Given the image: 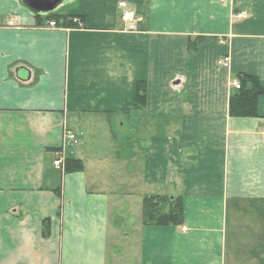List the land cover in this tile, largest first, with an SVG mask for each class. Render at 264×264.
Wrapping results in <instances>:
<instances>
[{
    "label": "crops",
    "instance_id": "0c3cea01",
    "mask_svg": "<svg viewBox=\"0 0 264 264\" xmlns=\"http://www.w3.org/2000/svg\"><path fill=\"white\" fill-rule=\"evenodd\" d=\"M119 1L0 0V264H264V0Z\"/></svg>",
    "mask_w": 264,
    "mask_h": 264
},
{
    "label": "trees",
    "instance_id": "16d2710c",
    "mask_svg": "<svg viewBox=\"0 0 264 264\" xmlns=\"http://www.w3.org/2000/svg\"><path fill=\"white\" fill-rule=\"evenodd\" d=\"M38 14L47 13V17L55 19L58 24L74 25L82 27L85 25V16L57 13L54 11L37 12ZM141 82V81H140ZM240 91L236 93L231 99V112L236 114H253L256 110V102L260 93L263 91L259 79L253 75H241ZM249 82V84H248ZM140 84V83H139ZM140 89V88H138ZM77 159L68 158L67 170L76 169L78 163ZM166 197H159L156 195L146 196L144 198V216L146 220L155 221L158 223H180L183 220L182 203L178 200L177 203L170 206L169 211L162 212V200Z\"/></svg>",
    "mask_w": 264,
    "mask_h": 264
},
{
    "label": "built area",
    "instance_id": "2783aa9c",
    "mask_svg": "<svg viewBox=\"0 0 264 264\" xmlns=\"http://www.w3.org/2000/svg\"><path fill=\"white\" fill-rule=\"evenodd\" d=\"M118 4H119V7L122 10V14L121 15H122V17L124 19L134 20V19L137 18L135 12L129 7V4H128L127 0H120ZM237 15L239 17H242V16H245L246 13L245 12H239ZM48 23L50 25H57V22H56L55 19H50L48 21ZM218 62L220 64H222L223 66H229L230 62H231L230 54H224V55L220 56V58L218 59ZM233 82H234V84L237 87L241 86V82H240L239 78H235ZM261 133H262V138L264 139V126L262 127ZM68 136L70 138H75V134L72 133V132H70ZM62 161H63V158L61 156H58V157L55 158L54 163L55 164H60Z\"/></svg>",
    "mask_w": 264,
    "mask_h": 264
},
{
    "label": "water",
    "instance_id": "95a60500",
    "mask_svg": "<svg viewBox=\"0 0 264 264\" xmlns=\"http://www.w3.org/2000/svg\"><path fill=\"white\" fill-rule=\"evenodd\" d=\"M35 12H48L54 10L59 4L66 0H23Z\"/></svg>",
    "mask_w": 264,
    "mask_h": 264
},
{
    "label": "rangeland",
    "instance_id": "374dc122",
    "mask_svg": "<svg viewBox=\"0 0 264 264\" xmlns=\"http://www.w3.org/2000/svg\"><path fill=\"white\" fill-rule=\"evenodd\" d=\"M59 6H61V5H59ZM57 7H58V6H57ZM65 7H66V6H65ZM65 7H64V8H65ZM167 199H168V200L170 199L169 196L167 197Z\"/></svg>",
    "mask_w": 264,
    "mask_h": 264
}]
</instances>
